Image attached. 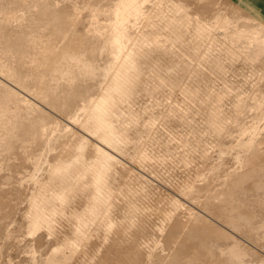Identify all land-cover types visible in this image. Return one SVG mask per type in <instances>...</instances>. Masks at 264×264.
I'll return each mask as SVG.
<instances>
[{"label":"bare ground","instance_id":"1","mask_svg":"<svg viewBox=\"0 0 264 264\" xmlns=\"http://www.w3.org/2000/svg\"><path fill=\"white\" fill-rule=\"evenodd\" d=\"M109 1L110 4H103L104 0H80L82 5L79 7L75 0H40V2H36L39 6V12L37 11L39 13L38 22L33 24V22L31 23L33 19L27 18V20L29 19V23L35 30L39 22L47 17H52L54 24L49 28L48 33L45 34V32L36 30L33 38L36 39V43L35 41L29 42L33 36L27 32H25V38L21 34L16 37L11 34H0L1 52L4 55H17L15 58L17 65L15 66L18 68L17 72L12 70L10 74L0 75L2 82V87L0 86V211L2 210L4 213L2 218L0 217V228L5 230L9 224L7 221H11L14 213L22 212L25 213L28 223L27 232L29 236L26 239L30 237L25 242L27 243L25 246L20 242L25 237L17 241L26 249L24 251L26 258L21 261L18 259L19 262L15 264H151V262L154 264H246L244 257L248 256L247 254H256L255 248L257 246L263 245L264 247V232L260 231L264 228V220L262 219L259 223L255 220L256 210L253 211L251 206V203H255V205L257 203L264 207L263 121H261L263 126L259 125L260 122L249 126L253 129L254 134L250 136L247 134V140H254L251 145H247L248 151L244 148L247 144H243L244 137L238 143L237 138L242 136L232 134L229 137L227 135L231 140L236 138L239 146L243 144V150H237L239 152L234 155V159L239 165L235 172L231 171L232 175L235 174L233 178L235 180L231 181L229 178L226 179L228 181H225L224 179L223 181L226 182L222 183L225 186L224 191L215 195V200H205L203 201L204 204L199 202L198 206L200 204L201 207H195L197 209L190 214L193 215V218L189 219L186 224L174 220V218L176 214L182 212L180 209L187 202L185 193L187 188L191 187L189 179L195 184L199 176L198 168H191V170L188 167V165L190 166V159H188V164L184 163L183 165V170L192 171L189 173L190 175L188 174L189 179H185V182L187 181L186 186L181 183L185 186H182L183 189H181V185H178L180 189L176 188L178 191L175 196L170 195L166 198L152 200L147 198L149 195L145 192L149 189L145 190L147 187L143 186L145 188L143 189L141 186L144 181L147 182L146 178L143 180L145 175L138 173L139 171L140 173L148 172V169L141 172L140 163H135L140 166L139 171H137L138 166L132 164L134 166L133 173L136 172L133 176H140V184L143 181L140 185L132 175L131 179L128 176L126 178L123 176L126 173H124L125 170L123 171L122 166L121 169L115 166L116 159L122 157L119 143H125L129 139L128 133L134 132L136 139L142 136L141 139L143 140V133L147 134L150 127L152 128L151 124H153L152 118L139 123L140 113L137 112L132 115L134 123L132 127L122 126L118 122V118H121L120 105L122 106L124 102L129 105L131 102H127L131 99L140 95V98L151 95L155 91H160L157 90L158 88L167 85L158 80L159 85L157 87V83L155 86L148 84L147 82L150 81L144 80L143 76L141 79V63H144L146 59L152 60L153 57L149 59L150 56L157 58L171 52L178 54L181 49L187 50L192 55H200L199 51H201L202 46H205L203 44L205 39L211 36L210 32H218V34L223 32L225 28L222 27L229 24L228 22L231 23V20H229L228 15L226 16V13L220 15L214 11V7L210 5L208 0H187L184 4H182L184 0H179L180 2L176 0ZM25 3V0H10L8 3H3V0L0 1L1 30L14 17H19L16 16V13L26 5ZM64 3L66 5L62 6ZM68 3L71 5H67ZM12 7L16 8L13 9ZM81 8L88 9L92 16L89 20L90 26L88 23V28L83 32L80 30L81 27L78 28L80 25L84 26ZM28 11L30 13L32 10L29 9ZM106 15L109 21L104 25L105 29L91 26L99 16ZM206 17L211 18L209 19L211 23L206 20ZM245 20L244 23H246ZM234 22L237 21H233L232 24ZM29 23L26 22V24ZM138 23L142 24L138 26ZM207 23L210 24L209 27ZM232 24L230 25L232 26ZM237 26L240 27V24ZM244 26L247 27V25ZM239 27L236 30H231L233 27L229 28L230 31L228 30V32L232 31L230 36L226 31L227 29L225 30L228 33L226 36L235 40L233 41L234 46L237 41L243 43L241 39L244 40L246 37H244V33L250 34L249 31H247L248 33L241 31L243 29L239 31ZM254 29L257 30L258 28L256 29L255 26ZM254 29L252 28V30ZM260 29L262 30V27ZM27 34L31 37L29 38ZM222 34L225 36V33ZM253 35L252 38L256 36L253 37ZM248 36L251 40L250 35ZM171 38L178 41L177 46L181 49H174L173 46L176 43L169 46ZM259 38H254V46L252 43L250 44L253 46L252 48H249L250 46L244 47L247 43L243 45L242 49L244 48L243 53L246 57L254 60L258 55H262L260 57L264 58L262 49L264 40L261 41ZM246 42L250 41L246 40ZM206 46L210 47V45ZM208 48H204L205 52L203 53L210 55V50L216 51L213 47H211L212 49ZM220 50L222 51V48ZM220 50L218 49L216 54ZM236 51L231 49L228 54L235 56ZM173 53L170 54V57L174 55ZM188 53L187 55H189ZM203 55L201 54V56ZM221 55L223 56V54ZM101 56L102 59L105 57L106 64H102L103 66L97 63ZM212 56L217 58L210 60ZM212 56L210 55L208 58L215 62L213 67H210L216 69L220 74L221 65L217 61V59L219 60L218 55ZM231 57L226 56V58ZM203 58L200 59L202 63L209 62L205 59L203 62ZM168 59L172 60V58ZM186 61L181 65L188 67V60ZM206 62L204 64L207 65ZM187 67H181V76L186 72ZM192 85H190L191 88L190 86L186 88L184 85L183 89H180L190 99L194 96L198 97L197 89L193 88L198 85ZM31 86L35 88V92L33 93L32 88L30 92L32 95L35 94L37 100L34 98L35 101L33 100L34 102L31 103V112L29 110L28 113L27 109H24L25 113L21 108L25 106L26 88ZM90 94L94 96L91 97ZM184 97L186 98V95ZM140 98L138 97V99ZM210 99L207 101L210 102ZM202 100H200L201 102L198 101L199 105ZM204 102L206 103L205 100ZM213 104L214 107H210L212 108L211 111L208 106H213ZM213 104L208 106L205 104L206 106H202V109L208 107V111L206 108L205 113L212 112H209L211 113H208L209 115L205 114V121L213 127L215 139H221L224 135L222 134L223 129L214 113L220 109L218 108L220 102L217 103L216 101L215 104L214 101ZM217 104L219 106H215ZM29 105L26 107L29 108ZM199 108L201 107L199 106ZM242 108H244L243 105ZM257 109H259L258 117L264 119V104L258 105ZM168 116H170L169 119L171 117L172 119L173 117H175L174 119H183L185 113H176L171 110ZM66 127L67 129L64 131L63 128ZM56 128H60L59 131L63 130V134L61 132L58 135L54 134L57 131ZM53 131L55 132L53 133ZM255 138H258L256 142L262 144L261 146H257L254 142ZM245 142L247 141L245 140ZM55 143H60L58 151L56 150L54 153L52 151L51 154H48L50 156L44 158L46 154L44 156L42 152L46 153L45 150L51 152ZM147 154L149 153L137 155L139 162L143 165L142 167L148 165V163L144 164L145 161L149 162L146 159L150 154L148 156ZM151 156H149L150 159ZM156 158L159 159L158 156ZM155 161L157 162V159L150 162ZM219 163L217 164L219 165ZM150 165L147 166L149 169L152 168ZM243 165L244 168H242ZM220 166L222 167V165ZM216 169L214 168L215 171ZM155 173L157 172L155 171ZM226 173L230 175V173ZM214 174L212 175L214 176ZM202 175L199 177L202 178ZM163 177H168V174ZM166 179L170 180L172 185L175 184H173L172 179ZM166 179L163 180L164 184L168 183ZM207 179L206 181H209ZM210 179L213 178L210 177ZM174 180L177 181L175 178ZM212 181L214 182V180ZM212 181L207 182V184L213 186ZM189 183L190 185H188ZM174 186L176 187V185ZM192 186L194 185L192 184ZM206 188L204 187L205 191ZM190 193L192 195L193 192ZM23 201L25 205L21 206ZM210 206L215 208L212 207L213 210L211 211ZM186 215L189 216V213ZM3 230H0V233ZM163 230L164 234L161 233ZM165 233L166 240L161 242L158 236L160 234V236L165 235ZM23 246L20 249H23ZM7 249L10 250L9 247ZM5 250L3 249V251ZM1 259L3 261L0 260V264L4 263L5 260L3 256ZM20 259L22 258L20 257ZM10 261L12 263L13 260ZM254 262H256L254 264H260L261 261L256 260Z\"/></svg>","mask_w":264,"mask_h":264},{"label":"rangeland","instance_id":"2","mask_svg":"<svg viewBox=\"0 0 264 264\" xmlns=\"http://www.w3.org/2000/svg\"><path fill=\"white\" fill-rule=\"evenodd\" d=\"M0 1H2V0H0ZM9 1L10 0H3V3H6V2L8 3ZM75 1H76L77 6L80 7L82 5L80 0H75ZM108 1L109 0H104L103 4L104 3L110 4V3H108ZM176 1L178 2L179 0H176ZM185 1H187V0H184L182 4H184ZM208 1L210 2V5H212L214 7V9H215L214 11H217L218 14L221 15L223 13V15H225V13H226V16L228 15L229 20H231V23L228 22L229 24H227L225 26H230V27H228V28H226L225 26L222 27L223 29L224 28L225 29H224L223 32H220L219 34H218V32H216V33L210 32L211 36L208 37V39H205V42L203 43L205 46L201 47V51L202 52L199 51L200 55H192L191 53H188L187 50H183V49H181V47L179 48V46H177L178 45V41L175 40V38H171L170 39L171 42L169 41V43H170L169 46H173V44L176 43L173 46L174 49L177 50L179 48V49H181L180 52L181 51L182 52L181 53L178 52V54L173 53V52L168 53L166 55L163 54V56L165 55V57L168 55V57H166V59H165V57L163 58V56H158V57L156 56L157 58H155V56H150L149 59H151V57H153L152 60L146 59V61L144 63H141V74H140V78L141 79H143V77H144V80L150 81V82H147L148 84H154L155 85L157 82L163 81L164 84H167V85H164V87H162L160 89L158 88L157 90H160V91H157V92L155 91L156 93H158L157 95L154 92L151 95L142 96L141 97L142 99L140 98V96H141L140 95V96H138L140 99H138V97L135 98V99H138V100L131 99L128 102L126 101L127 103L131 102L129 105L128 104L126 105L125 102H124L122 106L120 105L121 118L120 117L118 118V122L121 123L122 126H129V127L130 126L132 127V125L134 124L133 121H132L133 113H135V114L137 112L140 113V117L138 118L139 121H140L139 123H142V122L146 121L147 119L149 120L150 118H152L151 119L152 123H153V124H151L152 128L150 127V131H148L147 134L143 133V137H144L143 140L141 139L142 136H141V138L136 139L135 136H134V135H136V133L134 134V132H131V133H128L127 137L129 139H127V141L125 142L126 144L124 142H120L119 143L120 144L119 146L121 147V150H122V153H121L122 157L121 156L118 157L116 159V162H115V164H116L115 166H118V169H121L123 167L122 169H123V171L125 170L124 173H126V174H123V176L125 178L128 176L129 179H131V175L133 176L134 174H136V172L133 173V170H134V166L135 165H136V167L138 166L137 165L138 163H140L139 165L141 166V172L143 170L148 169L147 170L148 172L145 171L146 174H144L145 172L144 173L143 172L140 173V171H139V169H140L139 167L140 166H138V170H137V171H139L138 172L139 175L143 174V175L146 176V177L145 176L143 177V180L145 178H146L145 180H147L146 183L144 181L145 185H144L142 180H141L142 181L141 184L143 183V185L140 184V180H139L140 176H135V177L133 176V177L138 180V183L142 187L143 186L147 187L146 189L143 187V189H145V190L149 189L148 190L149 192L144 190L146 192V194L149 195V196L146 195L147 198L149 197V200L150 199L152 200V199H155V198H166V197H168L170 195L175 196L176 192L178 191L177 189H180V188L183 189L182 186L183 187L186 186L187 181L185 182V179L188 178L189 177L188 174L192 172L191 168H195V167L198 168V173H199L198 175L199 176H201L203 174L202 178L198 176L199 179L198 178L196 179L197 181H195L196 182L195 184H194V181H192V180H190L188 178L190 183H191V187L187 188V191L185 193L186 198H187V202H185L184 205H182V207L180 209V211H182V212H179L178 214H176L175 218H174V220L176 219L177 221H179V222L181 221V223H184V224H186L189 219L193 218V215H190V214H192L195 211V209L199 208L200 204H204L203 201L208 200V199L209 200H215L214 196L219 194V193H222L224 191V189H225L224 187L225 186L223 184L226 183L225 181H228L226 179L230 178L231 181L235 180V179H233L235 177V174L232 175L231 171L233 170L235 172L237 170V168L239 167V165H238V163H236V161L234 159V157H235L234 155L237 154L240 150H243L242 146H243L244 143L245 144L247 143L246 146H244V148L246 149L247 145L248 144L251 145V143L253 142L254 139L253 140L249 139L250 141L247 140L248 139L247 134L249 136L251 134H254L253 133L254 132L253 129L251 127L249 128V126L253 125L254 123H255L254 125H256V124H258V122H260V124H259L260 126H263L262 124L264 122V119H262L261 117H258L259 109H257L258 105L260 106V105L264 104V91H263L264 90V58L260 57L262 55H260V56L258 55V57H256L253 60V59H251L249 57H246L245 53H243L244 48L242 49L243 45H245L246 43H247V45H245L244 47L250 46L249 48H252L254 46L253 44L255 42V39H258L259 36H260L259 40L260 39H261V41L264 40V37H263V35H264V32H263L264 31L263 30L264 29V12L262 11V8L260 6H258L257 8H258L260 13L259 14L256 13L257 14L256 15L255 13H253L247 7H246L247 8L246 9L243 6L239 5L236 0H208ZM25 2H26L25 3L26 5H24L25 7L23 6V8L20 9L16 13V16H19V17H14L15 20L13 19L8 25H6L4 28H2V30L0 29L1 30L0 34H2V33L3 34H11L14 37L19 36L21 34L25 38V32H27L31 36H33V37H31L29 34H27V36L29 38L31 37L30 39H32V40H30V41L28 40V41L32 42V43L35 41V43H36L37 42L36 39H33L34 35L36 33V30L37 31L40 30V31H42V33L45 32V34L48 33L50 31L49 28L54 24V20H53L52 17H47L45 20L43 19L41 22H39L38 27L36 26L37 28L34 30L31 23L33 22V24H34V22H38L37 18L39 17V15H38L39 14L38 13L39 12V8H38L39 6L36 4V2H40V0H25ZM65 5L66 4L64 3L62 6H65ZM67 5H71V3H68ZM32 6H34V7H32ZM59 7H61V6H59ZM12 8L15 9L16 7H12ZM29 9H30V11L32 10L31 12H33V13H31V12L29 13V11H28ZM81 10H82L81 11V18L83 20L84 26L80 25V26H78V28L81 27L80 30L83 32L85 29L88 28V23H89V20L92 18V16H91V13L89 14V10L88 9L81 8ZM0 17H1V15H0ZM203 17H205V16H203ZM27 18L33 19L31 21V23H29V19L27 20ZM25 19L28 21L29 24H26L27 21ZM209 19H211V18H209V17L207 18L206 17L207 21ZM34 20H36V21H34ZM96 20H98V21H96ZM244 20H245V22L247 24L244 23ZM108 21L109 20H108V16L107 15L106 16H99V18L94 20V24L92 23L91 26H98L100 28H104L105 29L106 27L104 25L106 23H108ZM140 21H142V19ZM233 21H237V22H234L235 25H234V23L232 24ZM50 22H51V24H50ZM209 22H210V20H209ZM238 23L240 24V27H241L242 24L247 25V27L244 26V25H242V27H244V28H246L248 30H246V29H244L242 27L240 28L239 26H237V25H239ZM139 24L141 25L142 23H138V26H140ZM230 24H232V26ZM43 25H45V26H43ZM209 25L207 23L208 27H209ZM89 26H90V23H89ZM248 26H250L249 28L251 30L248 28ZM255 26H256V29L258 28L257 30L254 29ZM258 26L262 27L263 31ZM29 27H30V29H29ZM231 27H233L231 30H236L237 27H239L238 28L239 31H240V29H243V30H241L243 32L249 31L250 34L244 33V37L245 36L247 37V35H250V37H251L250 39L252 40V42H251V40H249V36L247 38L243 37L244 40L243 39H241V40L243 41L244 44L240 43L239 41H237V43L235 42V46H234V42L233 41H235V40L230 39V37L226 36V34L228 35V33H229L228 30ZM252 28L254 30H252ZM15 29L18 30V31H16ZM29 30H30V32H29ZM213 30H214V28H213ZM155 31H156V29H155ZM252 31H254V32H252ZM257 31H258V35H257ZM222 33H225V36ZM230 34H232V31L229 33V36H230ZM251 34L252 35L254 34L253 37L256 35L254 37L255 39L252 38ZM257 36H258V38H256ZM227 37L229 38L230 41L227 39ZM246 40L250 41V42H246ZM259 40H257V41H259ZM251 43H252L253 46L250 45ZM206 45H210V47L208 48V46H206ZM30 46H31V44H30ZM211 47L216 49V51L214 50L215 54H214L213 50H210V51L208 50V49H212ZM239 47H241V48H239ZM204 48L205 49L208 48L207 50L209 51V54L211 56L212 55H218L219 60L217 59V61L221 65L220 74H219L218 71H216V69L211 68V67H213L212 65H214L213 63L215 61H210V60H213V58H215L216 56H212V59L209 60L208 57L210 55H208V53H206L208 56H204V55H206L205 53H203V52H205ZM221 48H222V51L220 50ZM218 49L220 50V52H218V54H216ZM231 49L234 50V51L237 50L236 51L237 53H235V56L233 55L234 57L231 54H228V51L231 50ZM262 49L264 51V45H263ZM225 50L226 51L228 50V51L226 52ZM184 51H186L185 52L186 54L184 53ZM211 51H212L213 54L210 53ZM223 51H225V52H223ZM172 53L174 55L175 54L176 55L175 56L173 55L172 57H170L172 55ZM187 53L189 55L190 54L191 55L189 56V55H187ZM201 54H204V55L201 56ZM221 54H223V56ZM229 55H231L233 58L231 56H229ZM183 56H184V59H182ZM194 56H195V58H194ZM200 56H201V58L205 57V58H203V62H204V59L207 60V61L209 60L208 63L205 61L208 66L206 64H204L205 62L202 63V60H200L201 59ZM226 56L231 57V58H226ZM16 57H17V55H14V54H12V55H4L1 52V50H0V75L4 74V73H7V74L9 73L10 74L12 72V70L17 72L18 68H17V66H15V65H17L15 63L16 62L15 61ZM154 58H155V60H154ZM168 58H172V60L168 59ZM104 59H105V57H104ZM104 59H102V56H101L98 59L97 63H99V65L103 66L102 64H104V63L106 64ZM185 59L188 60V63H189L188 67L189 68L187 66L181 65L182 63H184L186 61ZM198 59H199V61H198ZM181 60H183V62H181ZM156 63H158V64H156ZM201 64H202V66H201ZM182 66H183V68L187 67V70L185 72L186 74L185 73L183 74V76L185 75L184 77L181 76L182 75V73H181V67ZM199 66H201V67H199ZM8 67H11V68L8 69ZM195 67L196 68L198 67L199 69L198 68L196 69ZM152 68H154V69H152ZM142 71L143 72L146 71V72L143 73ZM192 72L195 75H193ZM217 72H218V74H217ZM190 74H192V75L190 76ZM148 79H150V80H148ZM154 81H156V82H154ZM192 82H193V85L194 84L198 85V86L194 85L195 87H193V88H195V90L197 89L196 93L198 94V97H199L198 98L197 96L196 97L194 96V98H192V99H194L195 101L190 99L187 96L186 93H185V95H186V98H185L183 90H180V89H183L184 85H185L186 88L189 87L190 85H192ZM154 85H153V87L156 86V85L155 86ZM158 85L159 84L157 83V87H158ZM0 86L2 87V82L1 81H0ZM31 88L33 90L35 89V88H33V86L28 87V89L26 88V92H27L26 94L27 95L26 94L25 95L27 97L25 99H26V101L28 99V101H27V103L25 101L24 108H21V110L27 109L26 110L27 112L29 110H30L29 112H31V108H32L31 103H33L35 101V99L37 100V97L35 96V94L32 95V93L30 92ZM190 88H191V86H190ZM254 88H255V90H254ZM161 89H162V92H161ZM198 91H199L200 94L198 93ZM34 92H35V90L33 91V93ZM261 93H263V94H261ZM25 95H24V97H25ZM90 95L92 97L93 94H90ZM209 95H210V97H209ZM28 96H30V97L34 96V97L30 98ZM150 96H151V98H150ZM24 97H22V98H24ZM207 98H209V99L211 98L210 99L211 101L208 102L207 100H209V99H207ZM217 98H218V100H216ZM200 100H202V103L204 102V100L206 101V103L204 102V104L202 105L204 107L206 105L208 106L209 104H213L214 101H215V104H216V101H217V103H218V101L220 102V107H218L220 109L217 108L218 110L215 111L214 113L217 116L219 125L223 129V133L222 134H224V135H223V137L221 139H219V138H218L219 140L215 139V134H214V131L212 129L213 127L210 126L205 121L206 120V115L205 114L209 115V114L212 113L211 112L212 108H210V107H214V104H213V106L212 105L208 106L209 110L211 109V111H209L211 113L208 112L209 113L208 114V113H205L206 108H207L206 111H208V107L204 108V110H203L202 106H201L202 103L200 105L198 104L199 102H201ZM239 100H241V101H239ZM26 105H29V108L26 107ZM242 105L244 106V108H242ZM199 106L201 108H199ZM215 106H219V105L217 104ZM238 106L239 107L241 106L240 109H239ZM121 108H122V110H121ZM198 108L201 111L200 110L198 111ZM171 110H173L176 113L177 112L185 113V118H183V119H179V118L174 119L175 117H173V119H174L173 120L172 117H171L169 119L170 116H168V115H169V113H171ZM26 111L24 110L23 112L26 113ZM179 120H181V121H179ZM258 120H260V121H258ZM261 121H263V122L261 123ZM243 127H244V129H243ZM65 129H67V127L63 128L64 131H66ZM251 129H252V131H251ZM56 130H55L56 132L53 131V133L55 132L54 134H57V135H58V133H60V132L62 133V131H63V130L59 131L60 128H56ZM232 134L233 135L237 134V135H239V137L242 136L241 138H237V140H239L238 143L244 137L243 144L241 143L242 145L239 146L238 143H237L236 138L231 140L229 138L231 136H229V135H232ZM144 135H146V136H144ZM226 136H227V138H226ZM138 140H140L142 143L140 141H138ZM223 140H225V141H223ZM245 140L247 142H245ZM257 140H258V138L254 142H256ZM138 142H139V144H137ZM127 144H131V145H127ZM134 144H137V145H134ZM256 144H257V146H261L262 145V144L260 145L259 142L258 143L256 142ZM59 145H60V143L53 144L54 147H53V150L51 148V152H49L47 150H45L46 153L42 152V155L44 154V156H45V154H46V156L45 157L43 156V157L47 158L48 156H50L48 154H51L52 151H53V153L56 152V150L58 151ZM240 148H242V149H240ZM237 150H239V151L237 152ZM246 151H248V149H246ZM142 153H144V154L149 153L150 155H152L151 159H150V157H149L150 155L147 154V156L148 155L149 156H148V158L146 160L149 161V162H146V161L144 162V164L148 163V165L153 163V164H151L152 168L149 169L148 165H147L148 167L146 165H144L145 167H142L143 165H141V162H139V158H138ZM137 155H139V156H137ZM153 155L154 156L157 155L159 157V159L156 158L157 156L155 157L157 159V162L156 161L155 162H150V161L156 160L155 158H152V157H154ZM43 157H42V159H44ZM161 158H162V160H160ZM118 159H120L121 161L118 160ZM148 159H150V160H148ZM165 159L166 160L168 159V160L166 161ZM188 159H190V166L188 165V167L191 169V170L187 169L189 172H187L186 170H183V168H184L183 165H184V163L188 164ZM223 160H225L224 162H226V163H224ZM191 161H193L194 163H192ZM219 162L223 163V164H220ZM135 163H137V164H135ZM154 163H155V165H154ZM217 163H219V165ZM191 164H193L192 167H191ZM151 165H150V167H151ZM179 165H180V168H179ZM220 165H222V167ZM124 166H126L127 168L124 167ZM131 166H132V168H131ZM155 166H156L157 170L155 169ZM218 166H220V167H218ZM223 167H226V168H223ZM214 168L215 169L217 168L216 171L214 170ZM242 168H244V165L242 166ZM155 171L157 173H155ZM213 171H214L215 174L212 173ZM223 172H225V174H222ZM226 172L230 173V175L227 174ZM147 173H149V174H147ZM166 173L168 174V177H166V178L172 179L173 184L175 183L174 185H176V187L171 184L172 182L170 180H169L170 181V186H169L168 179L163 177V176L167 175ZM37 174H36V176H37ZM212 174H214V176H216L218 174L219 175L216 176V178H214V176ZM153 175H155V176H153ZM225 175H226V177H225ZM147 176H150V177L148 178ZM204 177H205V179L203 180ZM210 177L213 178V179H210ZM174 178L177 179V181L174 180ZM141 179H142V177H141ZM165 179L168 181V183H167L168 186H167L166 183H165L166 186L164 184L163 180H165ZM206 179L209 180V181H206ZM224 179H225V181H223ZM212 180H214V182ZM210 181L213 182V186H210V185L207 184V182H210ZM183 182H185V183H183ZM181 183L185 184V186L182 185ZM190 183L188 185H190ZM162 184H164V185H162ZM192 184L194 186H192ZM171 185H172V187H171ZM178 185H181V187L178 186ZM204 187L205 188L207 187L206 191H205ZM191 188H192V190H193V188H195L196 190L194 189L195 191L194 190L192 191ZM202 189H204V190H202ZM190 192H193L192 193L193 196L191 195ZM188 195L190 197L191 196L192 197L190 198ZM199 202H200V204L198 206ZM23 204L25 205L24 201H23L21 206H23ZM190 206H192V208H189ZM196 206H197V208H195ZM251 206L253 207V211L256 210L255 214H257L256 215L257 219L255 218V220L258 223L262 219L264 220V207L262 205L260 206V204H257V203H256V205H255V203L254 204L251 203ZM193 207H194V210H192ZM212 207L215 208L214 206H212ZM212 207L210 206L211 211L213 210ZM188 209L190 210V212L191 211L192 212L190 213ZM185 212L189 213L190 218H189V216L186 215ZM0 213H1L0 217L2 218V216H3L2 214H4V213H2V210L0 211ZM13 217H12L13 219L11 218V221L10 220H9V222L7 221V224L8 223L9 224L7 226L8 228L6 227L7 230L5 229L6 231L3 230L4 228H2V227L0 228V230H3V232H4V233L3 232L0 233V248L2 249V250L0 249L1 250L0 251L1 252L0 253V260L3 261L1 259L2 256H3V259H5L4 263L2 262L1 264H8V263L10 264L11 263L10 260H13L11 264H13V263L15 264L16 262H19L21 260H25V258H26L25 257L26 256L25 255L26 252H24L26 249H24V246L27 244L25 242H27V239H29L30 237L26 239V237L29 236V234L27 232L28 223H27V220H26V217H25V213H22V212L14 213ZM176 217L179 218V219H177ZM263 224H264V222H263ZM263 229L264 228L260 229V231L262 233L264 232V231H262ZM162 232L164 234V230L161 231V233ZM163 234H162V236H160L161 234L160 235L158 234L160 236V237L158 236V238L160 239L161 242L166 240L165 239L166 238V233H165V235H163ZM23 237H25V238L23 239ZM20 239L21 240L23 239V240L20 241ZM17 241L22 242V244L24 245V246L22 245L24 250L20 249V248H22L21 243H19L20 244L19 245ZM16 245H18L17 246L18 248L16 247ZM19 246H21V247L19 248ZM6 247L7 248L9 247L10 250L7 249ZM256 248L258 249V251H257ZM256 248H255L256 254L255 253H249V254H247L248 256L244 257V259H246V264H254V263H256V262H254L256 260H258V262L261 261L262 263L259 262L260 264L264 263V247H263V245L257 246ZM3 249L4 250L6 249V250L3 251ZM15 249H18V250H21V251H18V250H15ZM4 252H5V254H4ZM260 252H262V253H260ZM15 253L16 254L18 253V255H16ZM21 254H22V256H21ZM14 255H16L17 257L14 256ZM18 256H20L22 259H20V257H18ZM11 258H13V259H11ZM260 258H262V259H260ZM18 259H19V261H18ZM151 264H154V263L151 262Z\"/></svg>","mask_w":264,"mask_h":264},{"label":"crops","instance_id":"3","mask_svg":"<svg viewBox=\"0 0 264 264\" xmlns=\"http://www.w3.org/2000/svg\"><path fill=\"white\" fill-rule=\"evenodd\" d=\"M236 1L239 5L243 6L244 8L247 7L255 14L260 13L257 8L258 6H260L262 8V11L264 12V0H236Z\"/></svg>","mask_w":264,"mask_h":264}]
</instances>
